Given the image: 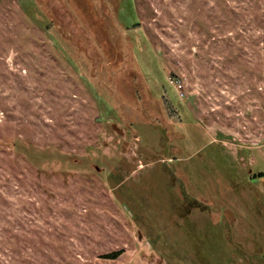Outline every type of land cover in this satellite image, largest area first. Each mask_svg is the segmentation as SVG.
Here are the masks:
<instances>
[{"label":"rangeland","instance_id":"1","mask_svg":"<svg viewBox=\"0 0 264 264\" xmlns=\"http://www.w3.org/2000/svg\"><path fill=\"white\" fill-rule=\"evenodd\" d=\"M118 1L0 0V264L264 257V0Z\"/></svg>","mask_w":264,"mask_h":264},{"label":"flooded vegetation","instance_id":"2","mask_svg":"<svg viewBox=\"0 0 264 264\" xmlns=\"http://www.w3.org/2000/svg\"><path fill=\"white\" fill-rule=\"evenodd\" d=\"M237 239H238L237 236L234 235L233 240H232L233 242H231L230 244L232 246H234V251H235L236 255L243 253L242 259H244L245 264H250V263H252V264H264L263 253H262V255H260L261 248L259 250L255 251V254L251 253L250 251L247 252V250L246 251L242 250V247L244 249H247L246 246H243L244 245L243 242H241L240 240H237ZM249 239H250V242L256 243L255 238L250 237Z\"/></svg>","mask_w":264,"mask_h":264},{"label":"trees","instance_id":"3","mask_svg":"<svg viewBox=\"0 0 264 264\" xmlns=\"http://www.w3.org/2000/svg\"><path fill=\"white\" fill-rule=\"evenodd\" d=\"M124 0H119L118 2V4H117V10H118V6H119V4L121 3V2H123ZM99 2H100V0H95V3L92 5V7H93V12L95 13V15H97V17L98 16H100V14H99V8L101 7V5H105V4H99ZM117 21H118V18H117ZM119 22V21H118ZM52 22H51V19H50V24H48V27L50 26V29H52L53 30V26H52V24H51ZM120 23V22H119ZM54 25V24H53ZM167 97H169L167 94H164L163 95V101H165L166 103H167V106H168V108H170L171 110H172V112H177L178 111V108L177 107H175V105H173V103H172V101L170 100V99H168ZM119 253L118 252H116V253H114L113 255H112V257H117V255H118Z\"/></svg>","mask_w":264,"mask_h":264},{"label":"built area","instance_id":"4","mask_svg":"<svg viewBox=\"0 0 264 264\" xmlns=\"http://www.w3.org/2000/svg\"><path fill=\"white\" fill-rule=\"evenodd\" d=\"M175 85L178 87L179 90L182 88V84L179 81H177Z\"/></svg>","mask_w":264,"mask_h":264}]
</instances>
